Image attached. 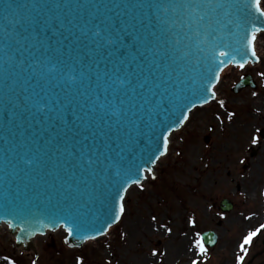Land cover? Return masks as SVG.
Instances as JSON below:
<instances>
[{
  "label": "water",
  "instance_id": "obj_1",
  "mask_svg": "<svg viewBox=\"0 0 264 264\" xmlns=\"http://www.w3.org/2000/svg\"><path fill=\"white\" fill-rule=\"evenodd\" d=\"M155 2L160 10L148 7ZM224 2L201 0L213 5L198 9L202 23L224 22L229 10L215 7ZM169 3L0 0V226L12 223L7 231L23 251L33 249L35 236L57 229L64 230L66 246L80 248L86 235L112 223L109 208L117 188L141 183L147 173L153 177L158 161L152 160L163 150V135L182 127L183 105L200 106L207 81L192 68H204L196 65L194 49L182 57L192 43L185 22L194 17L183 9L174 12ZM7 4L38 7L13 13L6 12ZM53 64L58 71L50 73ZM246 86H255L250 75L233 92ZM181 95L187 99L176 103ZM208 97L213 100L211 93ZM219 206L232 209L227 199ZM19 210L31 214H7ZM61 212L88 214L87 231L69 236L67 222H53L50 215ZM202 236L210 247L217 240L211 230Z\"/></svg>",
  "mask_w": 264,
  "mask_h": 264
},
{
  "label": "rangeland",
  "instance_id": "obj_2",
  "mask_svg": "<svg viewBox=\"0 0 264 264\" xmlns=\"http://www.w3.org/2000/svg\"><path fill=\"white\" fill-rule=\"evenodd\" d=\"M255 44L260 62L221 72L215 100L195 108L171 134L155 179L148 177L129 188L125 214L106 235L81 248H68L64 231L57 230L37 235L33 250L26 252L1 229L0 264H7L5 256L16 264H191L193 259L200 264H237L236 257L244 255L239 248L243 237L264 224V137L257 131H264V78L259 75L264 71L263 32ZM247 74L255 87L233 93L234 84ZM253 136L261 143L251 144ZM224 198L233 204L228 212L219 208ZM193 218L195 227L190 224ZM206 230H212L217 241L201 256L191 244L197 232ZM246 248L243 264H264V230Z\"/></svg>",
  "mask_w": 264,
  "mask_h": 264
},
{
  "label": "snow or ice",
  "instance_id": "obj_3",
  "mask_svg": "<svg viewBox=\"0 0 264 264\" xmlns=\"http://www.w3.org/2000/svg\"><path fill=\"white\" fill-rule=\"evenodd\" d=\"M38 5H17L13 7L12 4L5 5L6 12L11 11L13 13H17L19 9L24 8H35ZM149 8H154L160 10L161 5L157 2L148 5ZM168 7L172 8L174 12H178L180 9H183L185 13L189 16L194 17V19L189 22L186 19L185 27L189 30L185 33V37L187 40L192 41L191 46L187 51L182 53V57H187L192 54V50H195L196 56V65H202L204 71L201 72L199 67L195 69L192 68V72L195 71L196 75L200 77L202 80H206L207 84L203 85L204 95L198 97L201 100L200 106L206 105L209 103L208 93H211V98L216 97V92L214 91L216 84L219 83L221 78V72H223L224 68L228 66V64L234 63V66L243 70L250 63H259L260 57L257 55L256 51V40L257 34L260 32H264V27L258 26L256 23L259 22L260 25H264V7H262V0H225L224 3H218L215 7L225 8L229 10L226 12V18L224 22L220 20L215 21V23L209 21L207 24L202 23L204 21L203 15H198V9L213 7L211 3L204 4L201 3V0H170ZM165 11L168 9L165 8ZM234 10V11H232ZM230 17V18H228ZM25 19H29V16H25ZM164 21H161L163 23ZM229 25L233 26L235 31L229 28ZM195 26V27H193ZM215 33V34H213ZM101 31L97 28L93 32V36H100ZM235 40L238 47H233L231 41ZM106 43L111 45L113 44L112 39H107ZM176 44L180 43V40L177 39L175 41ZM150 51H158L157 49H150ZM223 57L224 59H221ZM239 57V60H237ZM58 71L57 66L55 64L52 65L51 68L48 69V72H56ZM260 77L264 78V71L259 73ZM68 79L71 81H75L77 77L75 75H69ZM190 79L192 80L193 85L197 83L196 77L191 75ZM243 79V77H241ZM119 84L122 86L124 81H119ZM193 88V87H192ZM190 88V89H192ZM253 96L257 95L256 92L252 93ZM176 99V103H180L182 100L187 99L186 96L181 95ZM219 104L221 107H224V101L220 100ZM44 107L41 106L40 110H44ZM186 108V111L182 110V118L179 120L180 126H183L185 122L189 120V114L192 112L194 108L197 107L195 103H192V107L188 108L187 105H183ZM234 114L230 113L228 118L232 119ZM259 131V129H257ZM264 135V134H262ZM261 143V138L259 136H253L251 139V144L256 145ZM169 146V136L167 134L163 135V145L159 152V155L155 156V159L152 160L154 164L158 161L162 156L167 154ZM88 164H92V160L88 159L86 161ZM27 164L31 165L32 161H27ZM151 172V169H148ZM118 174V173H117ZM153 179L155 177L153 176ZM131 183L140 184V181L133 180ZM142 187V186H141ZM127 188H117L115 196L111 199V207L109 208V216L112 220V223H108L106 227H103V230H97V235L103 236L106 235L107 230L111 229L112 224L118 223L121 218L125 214V204H124V193L127 192ZM7 214L13 215L14 218L21 217L25 214H31V210L29 211H13L8 212ZM51 218L53 222L55 221H66L67 227L66 231L69 236L74 233H84L87 231L83 225L86 222L88 214L82 215L79 213L72 212H61V213H51ZM94 215V212L91 213ZM155 220V217H153ZM190 224L192 227H195L196 221L195 219L190 220ZM8 227H13L12 223L8 222ZM20 230L26 231L23 227ZM261 230H264V224H261L255 231H250L246 236L243 237L242 243H240L239 248L244 253V255L237 256V264H243L244 258L247 255L246 245H251L253 242V238L256 237ZM172 229L168 228V232L171 233ZM97 235H86V240H95L97 239ZM205 238L200 235V233H196V238L192 241V248L196 250V254L201 256H206L208 249L205 246L204 242ZM16 241L18 243H23L19 236L16 237ZM67 242V241H65ZM153 256H156L157 253L154 251L152 253ZM7 264H16L14 260L9 259V257H3ZM32 264H36V261H33ZM77 264H83V260H78ZM191 264H200V261L197 259L191 260Z\"/></svg>",
  "mask_w": 264,
  "mask_h": 264
},
{
  "label": "bare ground",
  "instance_id": "obj_4",
  "mask_svg": "<svg viewBox=\"0 0 264 264\" xmlns=\"http://www.w3.org/2000/svg\"><path fill=\"white\" fill-rule=\"evenodd\" d=\"M192 113V112H191ZM170 141V140H169ZM1 229H4V230H6L7 229V226L6 225H2L1 227H0V231H1Z\"/></svg>",
  "mask_w": 264,
  "mask_h": 264
}]
</instances>
